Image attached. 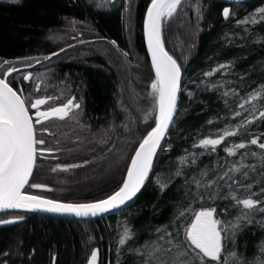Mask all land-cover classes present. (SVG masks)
Instances as JSON below:
<instances>
[{"label":"trees","instance_id":"obj_1","mask_svg":"<svg viewBox=\"0 0 264 264\" xmlns=\"http://www.w3.org/2000/svg\"><path fill=\"white\" fill-rule=\"evenodd\" d=\"M133 1L131 34L127 0H0V62L38 58L29 71L41 69L52 85L61 84L82 101L80 113L64 127L59 160H38L44 164L43 180L64 190L47 195L53 200L90 203L111 196L120 188L130 156L155 126L158 113L150 87L155 70L143 39L151 0ZM226 6L217 0H181L162 21L165 48L183 72L180 99L135 200L90 221L0 214L25 217L0 228V264H87L95 249L98 264H171L181 250L175 244H183V231L194 214L211 208L221 221L235 223L245 213L252 221L239 222L234 240L225 241L224 259L231 264L232 252L239 264L264 261V212L259 210L264 208V149L259 146L264 144V0L233 4L228 18ZM53 33L65 43L49 39ZM78 33L84 40L115 45L111 54L116 63L110 49L71 38ZM64 50L61 62L46 61ZM123 58L130 77L119 83L116 68ZM7 72L0 76L16 90L29 86L22 79L25 71ZM135 87L144 92L136 101L130 91ZM221 137L214 147L200 143ZM253 139L257 144H251ZM60 162L70 169L55 174L53 166ZM233 196L261 203L243 209ZM125 228L130 230L127 238Z\"/></svg>","mask_w":264,"mask_h":264},{"label":"snow or ice","instance_id":"obj_2","mask_svg":"<svg viewBox=\"0 0 264 264\" xmlns=\"http://www.w3.org/2000/svg\"><path fill=\"white\" fill-rule=\"evenodd\" d=\"M180 3L181 0H151V7L147 11V36L152 65L155 70V80L150 87L151 95L155 100L154 109L158 114L155 118V127L147 133L139 144L134 158L131 159L122 187L106 199L93 203H60L39 196L27 195L23 191L26 185L35 188L43 187L39 184L29 185V179L35 167L38 151L36 146L43 144L44 141L36 138L33 116L29 114L24 99L10 87L6 80L0 79V210L27 209L74 214L80 217L97 216L119 208L140 192L149 177L153 158L160 147V142L169 126L174 123L176 115L181 69L172 56L165 51L162 40V21L166 17H171ZM260 12L264 13V8H261ZM223 15L227 18L229 10L224 9ZM261 92H264V87L261 88ZM251 98L254 100L257 97L254 94ZM74 99L72 98L62 107L53 108L50 111H39L40 106L47 103V100H35L31 104V108L37 109L36 123L40 124L52 117L65 119L73 109L80 108V104L73 103ZM150 116L151 113L145 119ZM260 116L264 118V112H261ZM234 134L233 132L225 133V135ZM222 139L223 137L205 139L200 143L205 147L209 145L214 147L219 145ZM257 142L256 139H253L251 144H257ZM259 146L264 149V144ZM238 147L243 148L245 145L240 144ZM78 166L74 165L73 167ZM233 199L237 204L242 205L243 209L249 210L261 203L251 198L241 200L233 196ZM259 210L264 212V208ZM183 214L181 212L180 216ZM241 220L247 223L252 222L246 213L237 217L235 223L218 220L215 208L195 213L193 221L183 231V244L179 242L175 244V247L181 250L171 259V264H229V260L224 259L225 241L234 240ZM13 222L11 220L0 221V223ZM129 232L130 230L125 228V238L129 236ZM124 242L125 239L122 238L120 244ZM190 253L194 255H190ZM228 257L231 264H239L235 253H228ZM90 264H97V252L92 253ZM260 264H264V261H261Z\"/></svg>","mask_w":264,"mask_h":264},{"label":"rangeland","instance_id":"obj_3","mask_svg":"<svg viewBox=\"0 0 264 264\" xmlns=\"http://www.w3.org/2000/svg\"><path fill=\"white\" fill-rule=\"evenodd\" d=\"M133 3H134L133 0H127V16H126V20L127 21L126 22H127L128 29H129L131 34H132V27H133L132 23L134 24V13L132 11ZM60 36L61 35H59L57 33H53V34H51L49 36V39L53 40V42H58V43L63 42V43H65L64 42L65 38H63V36H61V37ZM71 38L79 39V40H82V41H87L89 43L91 42V41H88L86 39L84 40L80 33H78L77 36L71 37ZM162 39H163V35H162ZM82 41L80 42L81 45L83 44ZM87 42H85V43H87ZM103 42L104 41H101V40H94L90 44H92L94 46H102V47H106V48L110 49L108 53H110L111 59L113 58L112 60H114V64H115L116 61H117L116 60V56L111 54L112 51L114 53V51L117 50L115 48V45H111L110 46L109 44H106V43L104 44ZM63 43H61V44H63ZM80 44L76 45V46L79 47ZM78 47H76V48H78ZM80 48L81 47H79L78 50H80ZM83 52L81 50V54ZM63 54L64 55L66 54L65 50L62 51V52L57 53L54 57L53 56L52 57H46V61L50 59L49 60V63H50V61L52 59L53 60L52 62L54 64L59 63L65 57V56H63ZM33 59L28 58V59L22 60V61L21 60L11 61V62L9 61V62H7V64L4 63L5 65L0 62V72L1 73H4L7 70L11 74L17 73L19 71H25L24 73L21 74L22 77H23L22 79H24V81L26 83L25 85H29V86L28 87L27 86H22V89H20L19 92L22 94L24 100L26 101V103H27V105L29 107L37 99H45V100H47V103H45V104L40 106L39 109L41 111H50L53 108L62 107L63 105H65L72 98H75L73 103L80 104V108L79 109H73L70 112L69 116L66 117L65 119H60L58 117H55V118L52 117L53 119L49 118L47 120H44L40 124H37L36 120L33 119L34 122H35L36 138H37V140H43L44 143L43 144H37V150L38 151H37L36 168L39 166V171H38V174H36L35 173L36 168H35L33 177L31 179V182H29L30 183L29 185L39 184V185H42L43 187L35 188V187H29L28 186L27 187V193L28 192L30 194L36 193L34 195L42 196V197L47 198V199H51L48 196L55 197L57 195L64 194V190L61 189V188H56V187L52 186L51 184H49L48 182H46V180H43L46 177L45 176H41V172L40 171L44 169L43 168L44 164L42 162H38V160H39V158H43V157L44 158L45 157L46 158L49 157L50 159L51 158H55L56 160H59V159H57V158H59V157H57V155L60 154L62 152V149H63L62 148V142L59 143V141H62L63 138H65V133H64L65 129H64V127H65V125L67 123L70 122V120L72 118H75V115L77 113H80L82 101H81V99H77V97H75L74 93H72V92L69 93L68 90L62 89L61 88V84H59V85L53 84L54 85L53 86L51 84L52 83L51 80L50 79L47 80V78H49V77L45 78L46 74H45V72L41 71V69L39 71L37 70V72H35V73L32 72V71H29L30 69L32 70V67H34V63L33 62L37 61L38 58H35L34 60ZM124 59L125 58H123V60H121V61L119 60L120 63L118 64V66L116 68V69H118V73H119V75H118L119 76L118 77V80H119L118 82L119 83L124 82V80H126L127 78L130 77V74H128L129 72H127V67H126L127 65H126V62L124 61ZM123 61H124V63H123ZM18 68H20V69H18ZM13 69H18V70L13 71ZM25 77H29V78L26 79ZM120 87L121 86L119 85L118 86V90H119V94L122 95V90H120ZM144 90H145V88H144ZM130 91H131V99H134L135 101L138 99V97H142V93H144L141 88L137 89L136 87L134 89H131ZM145 92H146V90H145ZM147 94H149V92ZM36 111L37 110H34V113ZM135 150H134V152H135ZM133 153H132V155H133ZM131 156H130L128 162H127V165H126V168H125V172H126L128 164L130 162ZM67 169H70V167L67 164H62L60 162L59 164H56V165L53 166L52 171L56 174V171L58 172V170L59 171H65ZM124 174H123L122 178H124ZM89 177H92V176L88 174L87 178H89ZM103 199H106V198H102V199H99V200H103ZM58 201L60 202L61 200H58ZM62 202H65V201H62ZM68 202H66V203H68ZM93 202H95V201H93ZM69 203H73V202H69ZM90 203H92V202H90ZM79 204H81V203H79ZM8 217H12V216L9 215V216H7L5 218L3 217V218H0V220L6 219ZM17 217H22V216H17Z\"/></svg>","mask_w":264,"mask_h":264},{"label":"water","instance_id":"obj_4","mask_svg":"<svg viewBox=\"0 0 264 264\" xmlns=\"http://www.w3.org/2000/svg\"><path fill=\"white\" fill-rule=\"evenodd\" d=\"M217 1H221V2H223V3H225V4H227V6L225 7V9H228L229 10V14H230V10H231V5H233V4H240V3H246V2H248V1H250V0H217ZM149 7H151V2L149 3V6H148V8ZM148 8H147V10H146V13H145V16H144V20H143V39H144V43H145V46H146V52L148 53V56H149V59H150V61H151V63H152V56H151V51L149 50V47H148V36H147V11H148ZM226 18V17H225ZM228 18V17H227ZM163 40V39H162ZM163 45H164V42H163ZM164 48H165V45H164ZM165 51H167V49L165 48ZM167 53L170 55V56H172L168 51H167ZM172 58L175 60V58L172 56ZM176 61V60H175ZM177 62V61H176ZM177 64L179 65V63L177 62ZM153 66V65H152ZM180 66V65H179ZM154 68V67H153ZM18 69H20V68H18ZM18 69H16V70H18ZM180 69H181V67H180ZM9 71L6 73V75H9ZM182 77H183V72H182V69H181V78H180V91H181V84H182ZM0 79H4V80H6V77H2V76H0ZM7 81V80H6ZM8 82V81H7ZM9 83V82H8ZM9 85H10V87H12L15 91H17V93L19 94V95H21V98L22 99H24L23 98V96H22V94L18 91V90H16V88L11 84V82L9 83ZM180 91L178 92V98H177V107H178V103H179V99H180ZM25 101V100H24ZM35 102V101H34ZM25 106L26 107H28V110H29V114L30 115H32L33 116V119H35V114H36V112L35 113H31V110H36V109H33V108H31V106L29 107L28 105H27V103H26V101H25ZM177 107H176V111H177ZM41 111V110H40ZM174 119H175V116H174ZM33 124H34V127H35V122H34V120H33ZM171 126L172 125H170L169 126V129H168V131H167V133L165 134V136H164V138L161 140V142H160V147L157 149V152H156V155L154 156V158H153V162H154V160H155V158H156V156H157V154L159 153V151H160V149L162 148V146H163V144L165 143V140H166V138H167V135L169 134V131H170V129H171ZM155 127V126H154ZM143 141V140H142ZM141 141V142H142ZM140 142V143H141ZM37 147V146H36ZM138 147H139V145L137 146V148H136V150H138ZM136 150H135V152H136ZM135 152L133 153V155L131 156V159L132 158H134V155H135ZM131 159H130V162H129V164H128V166H127V169H126V172H125V174H124V178H123V180H122V183H121V185H120V188L122 187V184H123V182H124V180L126 179V177H127V170H128V168L130 167V164H131ZM36 162H37V157H36ZM36 162H35V167H34V169H33V173H32V175H31V177H30V179H29V182H31V179H32V177H33V174H34V171H35V168H36ZM153 164V163H152ZM30 184V183H29ZM27 187H28V185H26L25 186V188H24V192L27 194V195H33V196H37V195H34V194H30V193H27ZM120 188H118V190L120 189ZM117 190V191H118ZM141 190H142V188H141ZM140 190V191H141ZM115 193V192H114ZM113 193V194H114ZM140 193V192H139ZM139 193H137V195L135 196V197H133V199L132 200H130V201H127L124 205H122V206H120L119 208H117V209H113V210H111L110 212H108V213H103V214H98L97 216H87V217H80V216H76V215H74V214H64V213H51V212H46V211H41V210H27V209H4V210H0V214H6V213H38V214H44V215H50V216H53V217H57V218H62V219H75V220H86V221H90V220H95V219H98V218H101V217H103V216H107V215H110V213L112 214V213H115V212H118V211H120V210H122L123 208H125L126 206H128L133 200H135V198L138 196V194ZM112 194V195H113ZM39 197H41V198H44V197H42V196H39ZM44 199H47V198H44ZM48 200H53V199H48ZM53 201H56V202H59V201H57V200H53ZM100 201V200H99ZM95 202H97V201H95ZM60 203H66V202H62V201H60ZM69 203V202H68ZM93 203V202H92ZM73 204H79V203H73ZM22 218V219H21ZM5 220H11V221H14L13 223H0V228L1 227H6V226H11V225H15V224H18V223H21V222H23L24 220H25V217H17V216H12V217H8V218H6V219H3V220H0V221H5ZM92 252H97V264H98V260H99V257H98V250H94V251H92ZM91 256H92V254H91ZM91 256H90V258H89V260H88V262H87V264H90V260H91Z\"/></svg>","mask_w":264,"mask_h":264},{"label":"flooded vegetation","instance_id":"obj_5","mask_svg":"<svg viewBox=\"0 0 264 264\" xmlns=\"http://www.w3.org/2000/svg\"><path fill=\"white\" fill-rule=\"evenodd\" d=\"M37 110V109H36ZM40 110V109H39ZM31 113L33 114L34 113V110H31Z\"/></svg>","mask_w":264,"mask_h":264}]
</instances>
